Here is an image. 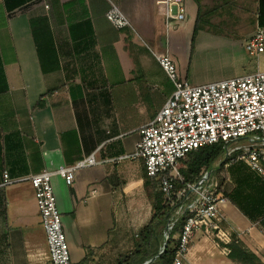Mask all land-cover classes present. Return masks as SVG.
<instances>
[{"label":"crops","instance_id":"crops-1","mask_svg":"<svg viewBox=\"0 0 264 264\" xmlns=\"http://www.w3.org/2000/svg\"><path fill=\"white\" fill-rule=\"evenodd\" d=\"M201 4L212 10L211 27L197 32L191 66L202 48H225L245 69L201 79L181 68L197 16L194 0L173 29L156 0H0V264H48L27 178L87 156L95 164L76 170L71 185L51 180L71 264H117L134 251L152 208L143 164L133 153L141 128L174 91L157 56L168 55L193 86L264 71V52L249 61L244 49L252 34L214 32L264 28V0ZM112 6L130 26L118 29L106 19ZM225 160L211 169L227 202L212 224L198 223L185 264H255L228 231L264 264V180L234 159L221 166ZM4 173L13 181L5 184ZM236 181L255 188H236Z\"/></svg>","mask_w":264,"mask_h":264},{"label":"built area","instance_id":"built-area-1","mask_svg":"<svg viewBox=\"0 0 264 264\" xmlns=\"http://www.w3.org/2000/svg\"><path fill=\"white\" fill-rule=\"evenodd\" d=\"M156 5L166 28H176L187 17V0H156ZM106 19L118 29L130 26L115 6L107 11ZM244 49L251 57L264 52V28H256ZM157 60L172 80L174 91L141 128L133 156L141 160L146 176L157 181L164 201L172 207L165 224L166 240L177 219L182 215L185 218L172 260V264H185L198 223L212 224L227 202L211 168L196 181L183 182L181 170L186 156L198 148L221 144L225 158L239 151L234 160L242 161L264 180V71L193 86L178 76L176 64L168 55H159ZM94 164L92 156H87L72 166H58L27 178L45 233L48 264H71L52 177L71 185L76 170ZM12 181L4 173V183ZM177 183L182 186L176 188ZM163 251L164 247L160 253Z\"/></svg>","mask_w":264,"mask_h":264},{"label":"trees","instance_id":"trees-1","mask_svg":"<svg viewBox=\"0 0 264 264\" xmlns=\"http://www.w3.org/2000/svg\"><path fill=\"white\" fill-rule=\"evenodd\" d=\"M194 1L197 6V16L191 35L190 54H192L194 49L197 32L211 27L208 25L212 10L204 7L201 4V0ZM75 26H78V24ZM40 105H42L41 99L37 102V106ZM223 153L224 149L221 144L198 148L190 152L186 156L185 160H183V168L181 170L183 182L188 183L199 179L201 173L205 170H209L214 163L217 162L221 156H223ZM239 154V151L235 152L231 158H226V160L221 163V166L225 162L229 161V159H235ZM144 185L151 198L152 214L150 221L138 232V240L134 251L127 256L119 258L117 264H145L149 260L151 262L148 264H172L176 245L178 243V235L181 231L182 223L185 218L182 215L177 219L176 224L170 231L169 237L166 240L164 234L165 224L168 215L172 211V207L164 201L163 196L158 189L157 181L148 178L145 171ZM181 186V184H176V188H180ZM261 226L264 227V220L261 221ZM228 235L249 259H251L255 264H262L253 251L248 250L242 245V243H240L233 231H228ZM165 242L166 246L164 247ZM161 247H164V251L162 253H160Z\"/></svg>","mask_w":264,"mask_h":264},{"label":"rangeland","instance_id":"rangeland-1","mask_svg":"<svg viewBox=\"0 0 264 264\" xmlns=\"http://www.w3.org/2000/svg\"><path fill=\"white\" fill-rule=\"evenodd\" d=\"M236 14L238 15V18H241L243 16L241 15V13H239V11H236ZM255 30L256 28L254 26H219L214 28V32L216 33V35L223 37L228 36L233 38L237 37V35L247 34V36H249L250 34H253ZM247 56L250 59L249 61H252L254 59V57H251L248 54ZM183 58L184 59L181 60V68L185 69L187 67V69H189L188 72L192 69V72H194V76H199L201 79L227 75L236 69L239 70L240 68L245 69L243 68L244 66H241L240 63H238L237 57L230 56L225 48H202V50L196 55V58H194L193 66H191L192 54H190V49L188 53H186V51L184 50ZM234 161V164L242 162L240 160ZM225 173L226 172H223L222 174H220V176L222 178H225ZM234 184L236 188H255L254 186L250 184L247 185L246 183L242 185L238 181H236ZM239 241L245 248L247 247L248 250L252 249L251 245L246 240L242 241L240 239ZM248 247L251 249H249Z\"/></svg>","mask_w":264,"mask_h":264},{"label":"water","instance_id":"water-1","mask_svg":"<svg viewBox=\"0 0 264 264\" xmlns=\"http://www.w3.org/2000/svg\"><path fill=\"white\" fill-rule=\"evenodd\" d=\"M166 246V242L164 243V247Z\"/></svg>","mask_w":264,"mask_h":264}]
</instances>
